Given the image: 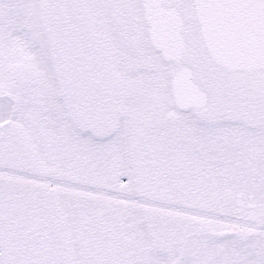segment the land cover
Returning a JSON list of instances; mask_svg holds the SVG:
<instances>
[{
	"label": "snow or ice",
	"instance_id": "6c2138e0",
	"mask_svg": "<svg viewBox=\"0 0 264 264\" xmlns=\"http://www.w3.org/2000/svg\"><path fill=\"white\" fill-rule=\"evenodd\" d=\"M0 264H264V0H0Z\"/></svg>",
	"mask_w": 264,
	"mask_h": 264
}]
</instances>
